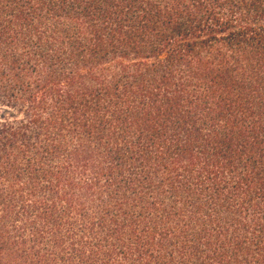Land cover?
I'll return each instance as SVG.
<instances>
[{"label": "trees", "instance_id": "16d2710c", "mask_svg": "<svg viewBox=\"0 0 264 264\" xmlns=\"http://www.w3.org/2000/svg\"><path fill=\"white\" fill-rule=\"evenodd\" d=\"M0 264H264V0H0Z\"/></svg>", "mask_w": 264, "mask_h": 264}]
</instances>
